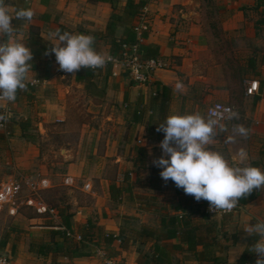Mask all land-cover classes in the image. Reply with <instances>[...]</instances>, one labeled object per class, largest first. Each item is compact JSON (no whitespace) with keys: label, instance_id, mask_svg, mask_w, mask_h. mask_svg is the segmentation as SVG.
Masks as SVG:
<instances>
[{"label":"crops","instance_id":"obj_1","mask_svg":"<svg viewBox=\"0 0 264 264\" xmlns=\"http://www.w3.org/2000/svg\"><path fill=\"white\" fill-rule=\"evenodd\" d=\"M9 1L13 3L8 5L12 15H14V5L31 8L34 11L33 18L25 27L28 24L39 26L41 36L47 41H55L56 38L50 33H54L59 24L74 29L81 27L91 31H103L112 13L111 5L104 1L51 0L50 5H44L40 0ZM125 1L120 0V5H124ZM254 4L255 0H148L142 10L141 18L146 21L149 32L142 41L158 46L160 57L167 63L166 67L154 70L146 84L129 83L127 73L122 69L121 64L107 61L111 56L107 38H103L98 44V51L105 56L106 64L95 70L90 79L82 77L77 79V72L72 74L59 71L54 56L49 77L37 76V72L33 69L29 71V80L40 78L42 81L36 85L28 83L27 91L17 93L16 101L10 102V111L7 114L9 118L0 125V133H4L14 141L26 139L21 135L19 120L27 118L31 120L33 126H37L39 131L44 133L49 123L64 122L68 117L67 101L73 93L88 98L87 102L90 103L88 111L94 107L118 110L124 106L136 105L138 110L145 108L147 116L152 112L157 115V105H150L149 99L152 94H155L154 92L159 95L164 85L168 88L170 98L168 115L200 113L206 117V109L213 102L231 105L239 118L221 121L226 130L219 132L217 129L218 135L210 145L211 150H214L212 147L214 143H220L223 149L226 147L230 158L226 160L231 164L234 163L239 149L243 148L248 154V163L257 160L261 165L264 164V64L256 63V70H260V74H255L248 65L252 56L258 62L264 55V29L258 31L255 29L259 10L254 8ZM44 12L50 14L47 21L39 19ZM122 30L121 26L117 27L116 36H120ZM15 38L27 46L24 33L16 31ZM243 45L246 47L251 45L252 50L249 51V48H246L245 54H241L237 47ZM249 73L252 75L244 77ZM249 79H257L259 82V90L253 95L245 93ZM177 81L184 85L182 92L173 90ZM155 83L158 84V88ZM91 88L97 89L105 98L97 100ZM110 119H117L119 124L127 120L132 123L137 134L135 143L146 149L147 156L151 146L159 147L163 140L164 133L159 137L155 136L154 141L146 137L147 128L151 123L149 119L146 123L141 117L139 121L123 116H111ZM82 125L85 126V123ZM235 125H243L250 130L247 138L233 132ZM33 130L38 131L30 129V132ZM229 135L235 136V142H225V137ZM77 138L79 142L77 147L64 150L65 159L69 160L65 174L73 179L85 174L86 160L82 145L83 142L87 143L91 140L83 129ZM127 140L124 149L118 150V147H121L119 142L124 141L123 138L117 136L107 139V148L111 153H108L107 149L105 155H112V153L116 155L117 160L120 161L118 171L124 162L126 164L123 167L129 165L130 161H127L126 157L128 155L132 157L135 154L134 140L129 141L128 138ZM159 151L163 155L160 147ZM132 165L131 168H133ZM134 169V173H130L133 178L136 177L139 169L145 181H148L147 189L158 191L160 184L156 180L151 181L152 170L149 166L138 169L134 167ZM45 173L49 172L45 171ZM99 182L103 188L106 186L108 192L111 182L106 177H101ZM85 183L91 186L90 182ZM116 184H123V182ZM151 195L149 198L151 202L168 201L162 195L154 193ZM177 201L178 198L173 195L168 206L176 204ZM99 204V196L96 205L92 208L76 203L73 220L78 224H84L91 212L98 213L95 223L102 226L104 230L117 234L119 229L117 218L104 215L103 208ZM235 208L231 212L215 216L218 222L216 236L220 245L216 255L222 262H234L244 251H247L250 256L247 264H255L257 253L250 250L259 237L249 236L243 229L249 223L254 224L257 220H264V191L257 189L253 200L237 205ZM149 213L150 210L143 211V209L133 211V215L138 217L141 224L148 223L147 219L151 216ZM232 225L236 228H231ZM74 230L77 231L76 226ZM150 245L151 242L143 253L150 252ZM143 253L135 247L129 249L121 247L117 256L124 264H139L138 260ZM52 259V253L38 254L20 248L17 254H13L10 264H57L53 263ZM56 259L61 264L97 263V259L91 256L69 258L58 255ZM190 263L196 264V261L191 259Z\"/></svg>","mask_w":264,"mask_h":264},{"label":"rangeland","instance_id":"obj_2","mask_svg":"<svg viewBox=\"0 0 264 264\" xmlns=\"http://www.w3.org/2000/svg\"><path fill=\"white\" fill-rule=\"evenodd\" d=\"M237 48L241 51H239L241 54H245L246 48H249V51L252 50L251 45H248V47L246 45L238 46ZM251 75V73L245 74L244 77ZM127 78L129 83H134L128 77V74ZM91 91L95 93L97 100L105 98L97 89L91 88ZM87 99L83 95L73 93V96L67 101L68 117L64 122L49 123L44 133L39 131L37 126H33L38 131H31L34 137L32 141L27 139L14 141L4 133H0V184L10 178H48L50 186L38 191L40 197L57 209L69 205L73 214H75L77 208L76 203L92 208L96 205L99 196V206H102L103 214L117 218L119 224L118 232L122 230L126 235L127 240L124 242L123 245L125 247L123 248L135 247L143 253L144 250H147L149 241L145 243L138 242V235L134 231L140 228L141 222L138 217L133 215V211L140 209H143V211L150 210L149 214L151 216L150 219L148 217L147 224L157 227L159 214L164 210H168L172 205L168 206V202L175 195L173 184L170 181L165 183L159 175L162 169L152 163L155 158L161 156L157 145H152L148 156L146 155V168L149 166L151 170L152 168L158 170L156 175H153V170L151 171V176H156V182L160 184L158 191L147 189L148 181H145L143 173L138 171V168L136 177L133 178L132 174H130L135 171L133 165V168L130 167L133 164L135 154L132 157H129V155L126 157V160L130 161V163L123 167L126 164L124 162L120 171H118L120 161L117 160L116 155L113 153L112 155H105L108 149L107 139L117 136H121L124 140L119 142L121 147H118V150L124 149V145L128 141L127 138L129 141L134 140V149L136 150L137 134L134 131L135 126H132V123L128 122L127 119V122L122 124H119L116 121L117 119H114L115 121L110 119L111 116H123L124 118L132 117L134 120V114L137 110L136 105L122 106L123 108L118 110L110 109L109 107L104 110L102 107L100 109L94 107L88 111L90 103L87 102ZM139 114L143 122L146 123L148 119L149 123L151 122L147 128L146 137L148 136L151 141H154L155 136L159 137L163 133L162 131H156L158 124L156 118H158V115L152 112L149 114L150 117L147 116L145 108H141ZM123 120L125 121V119ZM82 123H85V126ZM82 129L91 138L90 141L85 142L86 144L83 142L82 145L85 152L84 159L86 160L85 174L74 178L72 185H66L64 178L66 177L65 171L69 160L65 159L64 150L77 147L79 143L77 137ZM212 147L214 151L221 153L225 159H230L227 155L226 147L223 149L220 143H214ZM108 153H111V151L109 150ZM45 171L49 173L47 174ZM101 177H106L111 182L110 184L122 181L123 186H126L128 191L122 192L120 199L113 200L110 196L109 188L107 192L106 186L104 188L101 186L99 182ZM87 181L91 183L90 189L84 188V184ZM153 193L162 195L168 201H149ZM21 209L22 214L14 217L7 215L4 211H0V252L9 254L11 260L13 254H17L20 248L34 251L40 244L49 243L50 230L58 228L57 225L60 222L58 217L39 216L31 209L25 207ZM97 217L98 213H90L89 218L93 222H97ZM72 222L76 226V230L80 232L81 224L75 222L73 217ZM152 223L155 224L152 225ZM231 228L235 229L236 226L232 225ZM89 245L91 248V255L89 256L97 259L96 264H101L103 257L119 255L121 248L119 242H116L108 249L100 248L95 243H90ZM57 256L53 254L52 261H54L53 263L61 264L56 261ZM191 259L193 258L185 252L177 251L173 255L174 262L191 264Z\"/></svg>","mask_w":264,"mask_h":264},{"label":"trees","instance_id":"obj_3","mask_svg":"<svg viewBox=\"0 0 264 264\" xmlns=\"http://www.w3.org/2000/svg\"><path fill=\"white\" fill-rule=\"evenodd\" d=\"M44 5H50L51 0H40ZM91 2L104 1L108 2L112 7V13L109 16L106 27L103 31H91L84 28H71L64 24H59L57 29L61 32L68 31L73 34H87L95 37L93 44L94 49L98 51V44L103 38L109 39V53L112 56H120L125 47L136 46L137 52L143 58L160 57L158 46L146 44L142 40L145 39L149 32L148 25L138 32L136 22L141 19L142 10L148 0H126L124 5H120V0H89ZM7 5H13L12 1L5 0ZM14 9L21 8L19 5H14ZM27 8V7H23ZM254 8L259 10V18L255 22V29H264V0H255ZM14 10V13H15ZM50 14L44 12L39 16V19L47 21ZM28 21L12 20V24L17 31L24 33L27 41V46L32 49L33 70L37 72V76L47 78L51 75L52 61L54 55H45L46 49L51 47V43L44 39L40 34V28L37 25L28 24ZM123 28L120 36H116L117 27ZM56 29V30H57ZM264 64V55L259 61ZM249 67L253 69L255 74H260V70H256V58L249 59ZM100 69V68H97ZM95 69V70H97ZM93 69L81 68L77 72V79L92 78ZM157 84V83H155ZM158 88V84H157ZM162 91L159 95L152 94L150 96V105H157L158 124L162 123L168 116L169 93L167 87L162 86ZM18 91L17 93H19ZM140 114L137 109L134 114V120L139 121ZM19 125L21 135L27 140H34L30 129H34L30 119H20ZM133 158V166L136 168H146V150L143 146H137ZM253 166L260 168V161L252 160L249 162ZM153 175L158 173V170L152 168ZM261 170L264 171V164L261 165ZM151 176V181L157 177ZM158 176V175H157ZM174 187V192L178 201L172 204L168 210H164L158 216V226H150L141 224L140 228L134 233L138 235V242H151L150 252L141 254L139 264H183L173 261L175 252H185L196 261V264H247L250 256L247 251H244L234 262H222L216 255V250L219 248L217 239L218 222L215 215L207 211L208 202L201 200L197 202L194 197L186 195L181 188H177L173 181L169 180ZM110 196L113 200H118L122 196V192L128 191L123 184H110ZM257 189H254L246 198H242L237 205L245 204L253 200L256 196ZM70 206L58 208V218L60 219L58 228L50 230V241L46 244H40L34 249L38 254L62 255L69 258L91 255L90 243H95L100 248L108 249L116 242L120 243V247H125L124 242L127 238L125 233L120 230L117 234L108 232L102 226L97 225L88 218L84 224H81L80 232L74 230ZM69 233V234H68ZM79 235L77 239L75 236Z\"/></svg>","mask_w":264,"mask_h":264},{"label":"clouds","instance_id":"obj_4","mask_svg":"<svg viewBox=\"0 0 264 264\" xmlns=\"http://www.w3.org/2000/svg\"><path fill=\"white\" fill-rule=\"evenodd\" d=\"M34 11L31 8H19L10 14L5 0H0V100L14 103L18 91H27L28 73L33 69V52L23 42L15 38L17 31L12 20L31 21ZM55 41H49L51 47L45 55H54L58 70L75 74L81 68L97 69L106 64L103 54L97 52L93 44L95 37L87 34H73L57 29ZM7 37V39H4ZM184 85L177 81L174 91L182 92ZM228 119H238V113L225 110ZM9 117L0 113V121ZM219 132L226 130L221 119L213 113L206 117L200 113L187 115H168L157 124L156 131L164 137L159 147L163 155L152 163L162 169L161 179L167 183L173 181L177 188L199 202H208V210L231 212L242 198H246L254 189L264 191V171L248 163V154L241 148L233 164L224 156L209 147ZM233 132L247 138L250 130L243 125H235ZM226 143L235 142V136L225 137ZM249 236L259 239L251 246V252L257 253L255 264H264V220L249 223L243 229Z\"/></svg>","mask_w":264,"mask_h":264},{"label":"built area","instance_id":"obj_5","mask_svg":"<svg viewBox=\"0 0 264 264\" xmlns=\"http://www.w3.org/2000/svg\"><path fill=\"white\" fill-rule=\"evenodd\" d=\"M147 23L143 18L136 22L135 29L140 32L141 29L146 28ZM107 61L119 62L122 69L128 74V77L138 84H146L150 80V76L154 70L158 68L166 67V61L161 57H151L143 58L136 49V46H128L122 51L120 56H110ZM36 84H39L42 80L36 78ZM30 85H36L29 83ZM259 90V82L257 79L247 80V86L245 88V93L248 95H253ZM225 110L233 111V108L229 104L222 102H213L207 109V115L213 113L218 116L221 121H225L228 118V113ZM10 111V102L6 100H0V113L8 114ZM4 121H0L2 125ZM64 183L66 185H72L74 179L71 176H66L64 178ZM50 182L47 178L34 179V178H10L3 181L0 184V211H4L9 216H17L22 214L21 208L25 207L31 209L35 214L48 215L50 217H57V208L46 203L38 194L41 189L48 188ZM26 188V190H25ZM85 189H90V184H84ZM207 211L215 216L222 215L227 212L222 210L216 213ZM69 234V233H68ZM77 239L80 238L79 235L75 236ZM11 256L7 253L0 252V264H10ZM101 264H124L122 259L118 256H108L102 258Z\"/></svg>","mask_w":264,"mask_h":264}]
</instances>
